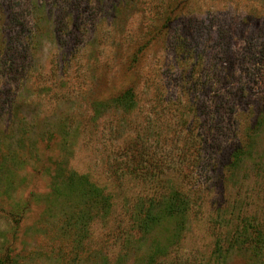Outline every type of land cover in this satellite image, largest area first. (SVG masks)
<instances>
[{"label":"rangeland","instance_id":"374dc122","mask_svg":"<svg viewBox=\"0 0 264 264\" xmlns=\"http://www.w3.org/2000/svg\"><path fill=\"white\" fill-rule=\"evenodd\" d=\"M0 264H264V0H0Z\"/></svg>","mask_w":264,"mask_h":264},{"label":"trees","instance_id":"16d2710c","mask_svg":"<svg viewBox=\"0 0 264 264\" xmlns=\"http://www.w3.org/2000/svg\"><path fill=\"white\" fill-rule=\"evenodd\" d=\"M142 224H148V219L144 220Z\"/></svg>","mask_w":264,"mask_h":264}]
</instances>
